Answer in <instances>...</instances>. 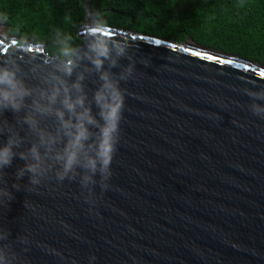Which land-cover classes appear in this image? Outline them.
<instances>
[{
    "label": "water",
    "instance_id": "water-1",
    "mask_svg": "<svg viewBox=\"0 0 264 264\" xmlns=\"http://www.w3.org/2000/svg\"><path fill=\"white\" fill-rule=\"evenodd\" d=\"M90 5L80 44L97 20ZM0 28V59L48 65L45 44L22 49L7 22ZM106 35L129 43L136 62L121 82L110 187L101 195L97 183L94 205L79 178L50 175L28 190L30 176L16 177L25 161L15 157L4 177L14 198L0 207V224L22 264H89L93 255L95 264H264V119L246 93L264 89V64L192 38L111 26ZM87 84L91 94L96 83ZM3 118L17 121L11 111ZM19 131L27 135V126Z\"/></svg>",
    "mask_w": 264,
    "mask_h": 264
},
{
    "label": "clouds",
    "instance_id": "clouds-1",
    "mask_svg": "<svg viewBox=\"0 0 264 264\" xmlns=\"http://www.w3.org/2000/svg\"><path fill=\"white\" fill-rule=\"evenodd\" d=\"M106 32L107 25L98 18L87 41L77 44L70 32L54 29L47 66L34 59L23 63L11 56L0 59V134H7L6 142H0V207L14 198L4 177L17 156L25 161L16 171L17 181L29 175L28 190L50 175L60 183L79 178L81 195L94 205L97 183L101 195L110 187L125 99L121 82L133 76L136 62L131 45L110 39ZM18 47L30 44L22 40ZM123 58L129 60L125 66ZM36 79L39 84L32 82ZM90 79L96 83L91 94ZM246 93L251 98L248 108L264 119V89ZM5 111L16 114V123L3 118ZM25 125L27 135L22 136L19 129ZM13 187L19 190L21 185ZM9 236L10 230L0 224V264H22ZM22 239L28 242L26 236ZM95 260L91 256L89 264Z\"/></svg>",
    "mask_w": 264,
    "mask_h": 264
},
{
    "label": "trees",
    "instance_id": "trees-1",
    "mask_svg": "<svg viewBox=\"0 0 264 264\" xmlns=\"http://www.w3.org/2000/svg\"><path fill=\"white\" fill-rule=\"evenodd\" d=\"M89 0H0V21L19 41L45 44L61 28L78 35ZM107 26L197 44L264 64V0H91Z\"/></svg>",
    "mask_w": 264,
    "mask_h": 264
},
{
    "label": "snow or ice",
    "instance_id": "snow-or-ice-1",
    "mask_svg": "<svg viewBox=\"0 0 264 264\" xmlns=\"http://www.w3.org/2000/svg\"><path fill=\"white\" fill-rule=\"evenodd\" d=\"M197 55H199V53H197ZM261 75H264V73H261Z\"/></svg>",
    "mask_w": 264,
    "mask_h": 264
},
{
    "label": "bare ground",
    "instance_id": "bare-ground-1",
    "mask_svg": "<svg viewBox=\"0 0 264 264\" xmlns=\"http://www.w3.org/2000/svg\"><path fill=\"white\" fill-rule=\"evenodd\" d=\"M0 30H1V28H0Z\"/></svg>",
    "mask_w": 264,
    "mask_h": 264
}]
</instances>
